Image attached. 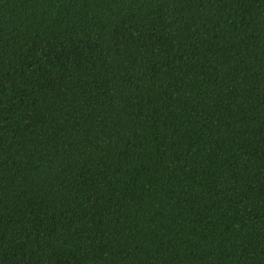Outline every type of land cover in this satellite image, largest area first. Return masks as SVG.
Listing matches in <instances>:
<instances>
[{"label": "trees", "instance_id": "obj_1", "mask_svg": "<svg viewBox=\"0 0 264 264\" xmlns=\"http://www.w3.org/2000/svg\"><path fill=\"white\" fill-rule=\"evenodd\" d=\"M0 264H264V0H0Z\"/></svg>", "mask_w": 264, "mask_h": 264}]
</instances>
